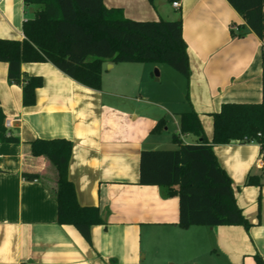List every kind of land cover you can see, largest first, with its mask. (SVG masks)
<instances>
[{
    "label": "crops",
    "instance_id": "obj_1",
    "mask_svg": "<svg viewBox=\"0 0 264 264\" xmlns=\"http://www.w3.org/2000/svg\"><path fill=\"white\" fill-rule=\"evenodd\" d=\"M179 1L180 7L171 0H104L132 19L182 18L191 75L183 81L173 74L184 86L179 97L167 95L173 86L152 85L168 84L160 63L156 75L137 62L107 60L97 89L51 61H27L22 72L42 76L43 85L35 104L25 105L22 84L10 82L8 63L0 62V108L19 138L0 142V264H259L257 255L264 264L260 143L213 144L249 226L182 227L179 197L139 183L142 150L175 149L176 133L186 143L198 141L181 134L180 112L197 111L212 142L213 114L224 103L263 99V41L245 18L228 0ZM40 8L0 0V37L25 38L24 22ZM160 120L164 132L154 131ZM36 138L72 141L69 176L78 200L99 207L103 219L92 226L91 241L58 222V169L47 155L33 154ZM250 174L260 175V183L247 184Z\"/></svg>",
    "mask_w": 264,
    "mask_h": 264
},
{
    "label": "trees",
    "instance_id": "obj_2",
    "mask_svg": "<svg viewBox=\"0 0 264 264\" xmlns=\"http://www.w3.org/2000/svg\"><path fill=\"white\" fill-rule=\"evenodd\" d=\"M153 2L154 0H149ZM174 1V0H171ZM263 41V99L261 103L226 102L214 116L212 142L206 136L200 115L194 109L180 112V132L197 137L186 143L173 135L175 149H144L140 156L143 185H160L167 197L180 200V225H245L250 222L239 207L232 179L220 165L214 143L256 141L264 159V0H228ZM39 4L35 16L24 22L25 38L0 37V62L8 63V78L22 84L23 103L36 102V90L43 85L40 75L22 72L23 62L51 61L79 82L93 88L102 86L104 63H167L190 77L188 45L183 20H137L128 18L118 7H107L104 0H25ZM233 34H235L233 32ZM160 120L154 131H162ZM5 125L0 108V142H17ZM34 155H47L58 169V222L73 224L91 241V228L103 223L97 206L78 200L69 176L73 143L66 138L31 141ZM264 170V167H263ZM260 183V175L250 174L247 184ZM259 264H263L257 255Z\"/></svg>",
    "mask_w": 264,
    "mask_h": 264
},
{
    "label": "rangeland",
    "instance_id": "obj_3",
    "mask_svg": "<svg viewBox=\"0 0 264 264\" xmlns=\"http://www.w3.org/2000/svg\"><path fill=\"white\" fill-rule=\"evenodd\" d=\"M154 64H156V63H154V62H145L144 64L143 63H139L138 65H140V66L141 65H144L143 67H150V69L152 70L153 74H156V71L159 69V66L158 65H154ZM160 65L163 68V71H164L163 74H164V76L166 78L168 77V84H166V82H163L162 81V82H151L152 85H155V87L157 85H161V87H163V85H165V87L167 85L173 86L174 89L175 88L176 89L173 90L172 87H171L170 93H168L167 95H170L169 97H173V98H175L176 95L177 96L178 95L180 96V93H184L185 92V90L183 89L184 86L181 87L180 85L177 84V82L175 81L176 79H173V74H175L177 77H180L181 79H183V81H184V79H185L186 76L184 74L180 73L179 71H177L175 68H173L172 66H170L167 63H160ZM106 67L108 68V65H106ZM186 93H187V91H186ZM171 108H174V107L171 106ZM163 132H164V130H163ZM171 133H173L172 129H171Z\"/></svg>",
    "mask_w": 264,
    "mask_h": 264
},
{
    "label": "built area",
    "instance_id": "obj_4",
    "mask_svg": "<svg viewBox=\"0 0 264 264\" xmlns=\"http://www.w3.org/2000/svg\"><path fill=\"white\" fill-rule=\"evenodd\" d=\"M173 5L174 7H180L181 4L179 0H174ZM11 124H12V121L10 119H7V121L5 122V125L8 129L11 127Z\"/></svg>",
    "mask_w": 264,
    "mask_h": 264
},
{
    "label": "water",
    "instance_id": "obj_5",
    "mask_svg": "<svg viewBox=\"0 0 264 264\" xmlns=\"http://www.w3.org/2000/svg\"><path fill=\"white\" fill-rule=\"evenodd\" d=\"M159 74V72H158V70L156 71V75H158Z\"/></svg>",
    "mask_w": 264,
    "mask_h": 264
}]
</instances>
